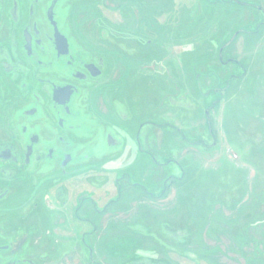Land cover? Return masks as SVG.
I'll return each mask as SVG.
<instances>
[{
    "label": "rangeland",
    "instance_id": "obj_1",
    "mask_svg": "<svg viewBox=\"0 0 264 264\" xmlns=\"http://www.w3.org/2000/svg\"><path fill=\"white\" fill-rule=\"evenodd\" d=\"M237 1L243 3L139 4L140 18L153 8L155 21L169 27L156 50L162 60L150 67L155 76L146 98L153 101L157 125L140 130L141 140L152 134L155 160L137 152L134 142L111 149L97 137L89 150L124 152L95 160L87 193L100 208L115 197V177L126 173L122 198L92 215L95 226L69 227L71 240L81 229L89 231L91 259L80 254V242H57L64 231L38 239L40 245L36 234L52 230L51 221L38 231L28 222V243L54 251L49 264H264V0ZM102 12L115 22L117 13ZM95 26L106 27L98 19ZM237 31L243 33L222 51L223 61H234L221 64L218 49ZM136 84L140 94L142 83ZM80 133L77 139H85ZM127 181L140 189L132 193ZM45 213L43 208V219Z\"/></svg>",
    "mask_w": 264,
    "mask_h": 264
},
{
    "label": "flooded vegetation",
    "instance_id": "obj_2",
    "mask_svg": "<svg viewBox=\"0 0 264 264\" xmlns=\"http://www.w3.org/2000/svg\"><path fill=\"white\" fill-rule=\"evenodd\" d=\"M144 2L0 0V264L52 263L53 250H40L27 241L28 222L38 231L48 220L52 230L36 234L40 245V239L64 231L67 235L60 232L57 242L74 246L78 241L80 254L91 259L89 231L81 229L71 240L70 228L74 222L95 226L92 215L116 206L122 198L120 180L128 178L126 173L117 175L115 197L97 208L87 193L95 160L118 159L124 152L89 150L97 137L111 149L134 142L137 152L155 160L153 136L148 133L141 140L140 130L157 125L153 101L146 98L155 76L150 67L162 60L156 50H162L159 43L169 27L165 20L155 21L153 8L147 19L140 18L139 4ZM102 10L117 13L115 22ZM94 19L106 27L95 26ZM241 32L223 44L221 54L218 49L221 64L234 61H223L222 51ZM134 116L138 118L132 127ZM83 131L86 138L78 140ZM126 185L132 193L140 189L134 182Z\"/></svg>",
    "mask_w": 264,
    "mask_h": 264
},
{
    "label": "trees",
    "instance_id": "obj_3",
    "mask_svg": "<svg viewBox=\"0 0 264 264\" xmlns=\"http://www.w3.org/2000/svg\"><path fill=\"white\" fill-rule=\"evenodd\" d=\"M184 173V170L182 169V174ZM166 189V186L163 188V192L165 191Z\"/></svg>",
    "mask_w": 264,
    "mask_h": 264
},
{
    "label": "water",
    "instance_id": "obj_4",
    "mask_svg": "<svg viewBox=\"0 0 264 264\" xmlns=\"http://www.w3.org/2000/svg\"><path fill=\"white\" fill-rule=\"evenodd\" d=\"M258 8H259V7H258ZM221 49H222V48H220V50H219V54H221Z\"/></svg>",
    "mask_w": 264,
    "mask_h": 264
},
{
    "label": "built area",
    "instance_id": "obj_5",
    "mask_svg": "<svg viewBox=\"0 0 264 264\" xmlns=\"http://www.w3.org/2000/svg\"><path fill=\"white\" fill-rule=\"evenodd\" d=\"M234 157H236V156L234 155Z\"/></svg>",
    "mask_w": 264,
    "mask_h": 264
}]
</instances>
